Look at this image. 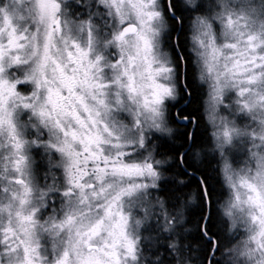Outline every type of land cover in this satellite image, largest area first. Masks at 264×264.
I'll return each instance as SVG.
<instances>
[{
	"label": "snow or ice",
	"instance_id": "6c2138e0",
	"mask_svg": "<svg viewBox=\"0 0 264 264\" xmlns=\"http://www.w3.org/2000/svg\"><path fill=\"white\" fill-rule=\"evenodd\" d=\"M0 264H264V0H0Z\"/></svg>",
	"mask_w": 264,
	"mask_h": 264
},
{
	"label": "trees",
	"instance_id": "16d2710c",
	"mask_svg": "<svg viewBox=\"0 0 264 264\" xmlns=\"http://www.w3.org/2000/svg\"><path fill=\"white\" fill-rule=\"evenodd\" d=\"M203 96H200V100H203ZM198 104L197 102H193L191 104V109L193 110L194 114L200 116L201 122L198 128V142L211 147V138H210V129L206 131L205 125L206 121L203 119V105L200 104V112H196ZM182 127V126H181ZM192 130V126H189L188 131ZM183 141L176 140L171 145H165L164 151L168 152L169 158L178 157L179 152L176 149H180L183 151L184 149L180 148V145ZM187 167V165H185ZM196 167L199 169L195 174L191 176L184 177L186 180L189 181L188 189L186 191H191L195 193L198 186V179L201 175L207 178L209 184V190L212 193V212H213V219L209 225L211 231H218L220 229V217L218 215V205L226 200L228 197V188L224 184L223 178L218 173L217 163L216 160L209 154L207 155L202 163H198ZM173 168L174 170H179L176 168V161L173 160ZM189 172H192V168L188 169ZM207 208L201 206L199 201H193V203L189 206V210L187 213V227L190 229L189 232V241L195 247L196 245L200 244L201 241L199 239V229L201 226V216L202 214L207 213ZM219 255V254H217Z\"/></svg>",
	"mask_w": 264,
	"mask_h": 264
},
{
	"label": "rangeland",
	"instance_id": "374dc122",
	"mask_svg": "<svg viewBox=\"0 0 264 264\" xmlns=\"http://www.w3.org/2000/svg\"><path fill=\"white\" fill-rule=\"evenodd\" d=\"M237 166H239V165H237ZM229 195H230V192H229V190H228V197H229ZM228 197H227V198H228ZM227 198H226V199H227ZM241 240H244V238L242 237ZM240 247H241V250L243 251V250L245 249L246 245H245V244H241Z\"/></svg>",
	"mask_w": 264,
	"mask_h": 264
}]
</instances>
